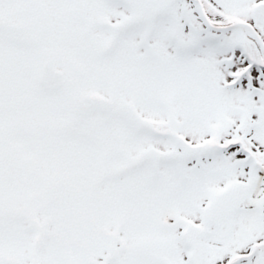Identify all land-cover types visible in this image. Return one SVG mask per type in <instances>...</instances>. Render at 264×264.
Wrapping results in <instances>:
<instances>
[{
	"label": "snow or ice",
	"instance_id": "obj_1",
	"mask_svg": "<svg viewBox=\"0 0 264 264\" xmlns=\"http://www.w3.org/2000/svg\"><path fill=\"white\" fill-rule=\"evenodd\" d=\"M0 264H264V0H0Z\"/></svg>",
	"mask_w": 264,
	"mask_h": 264
}]
</instances>
